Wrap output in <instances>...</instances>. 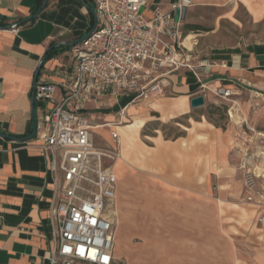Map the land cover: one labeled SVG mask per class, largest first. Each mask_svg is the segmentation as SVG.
<instances>
[{"label": "crops", "instance_id": "obj_1", "mask_svg": "<svg viewBox=\"0 0 264 264\" xmlns=\"http://www.w3.org/2000/svg\"><path fill=\"white\" fill-rule=\"evenodd\" d=\"M177 1L170 0L163 7L170 10ZM240 1L254 22L264 21V0ZM41 8L37 18L27 20ZM188 11L186 8L185 16ZM95 20L93 4L86 0H0V132L13 137L0 136V264H50L55 243V225L50 216L55 197L51 156L35 137L25 140L33 133L36 71L52 49V56L43 63L37 82H61L65 70L73 63L75 43L89 33ZM13 24L18 25V31H13ZM63 43L71 45L59 46ZM188 59L190 62V54ZM209 62L205 80L209 89L203 88L192 71L183 66L167 75V87L159 97L111 100L97 109L88 105L91 108L88 112L99 116L98 123L115 124L121 115L122 123L127 125L119 122L115 129L120 131V139L123 136L122 156L130 162L129 155L139 145L141 129L133 130L132 126L137 121L145 124L149 109L158 112L161 187L179 188L183 182L195 194L209 197L212 188H216L221 203L237 206L232 199L240 197L244 189V160L239 157L237 133L234 128L216 126L204 115L192 120L190 114L203 106L191 107V99L202 94L207 104L213 90L223 86L242 101L238 102L240 105L248 103L243 102L246 96L256 103L264 102V40L217 49ZM41 105L35 101L36 119ZM132 115L136 119L128 122L127 116ZM184 116L189 126L182 136L170 139L161 134L162 122ZM106 128L109 127L96 128V138L105 141ZM108 131L115 143L111 130ZM126 140L129 141L126 143ZM138 151L137 159L147 160L145 149L140 147ZM252 206L242 225L230 228L236 230L232 236L240 241L242 262L264 264V208Z\"/></svg>", "mask_w": 264, "mask_h": 264}, {"label": "built area", "instance_id": "obj_2", "mask_svg": "<svg viewBox=\"0 0 264 264\" xmlns=\"http://www.w3.org/2000/svg\"><path fill=\"white\" fill-rule=\"evenodd\" d=\"M93 4L95 24L72 50L73 63L61 82L38 81L35 101L41 102L37 115L36 142L51 156L55 197L50 216L55 225V243L50 264H115V207L117 173L108 162H116L120 151L96 143L95 129L112 128L114 123H98L99 116L88 111L111 100L136 101L161 95L168 74L188 67L206 88L209 60L196 67L188 61L183 36V20L177 10L191 6L192 0H178L165 10L170 0H86ZM18 31V25L11 26ZM190 50V49H188ZM209 89V87H207ZM221 98L233 91L223 86L213 90ZM230 115L231 110L229 111ZM122 122L120 121V124ZM114 124V127H113ZM246 199L261 208L258 192L260 175L242 165ZM262 221L263 218H260Z\"/></svg>", "mask_w": 264, "mask_h": 264}, {"label": "rangeland", "instance_id": "obj_3", "mask_svg": "<svg viewBox=\"0 0 264 264\" xmlns=\"http://www.w3.org/2000/svg\"><path fill=\"white\" fill-rule=\"evenodd\" d=\"M187 9L182 24L184 44L190 49L186 50L190 54V64L196 67L210 60L217 49L264 40V21L254 22L240 0H192ZM188 24L200 25L202 29L187 28ZM211 94V100L190 116L192 120H199L204 115L223 129H235L239 157L260 175L258 196L264 202V102L256 103L246 96L243 102L248 103L240 105L238 102L242 101L234 95L224 99ZM146 116L148 121L140 129L139 145L129 155L131 162L122 156L123 136L119 143L110 139L108 130L112 128H106L105 141L96 138L99 147L112 148L114 145L121 153L117 162H108L119 177L115 264H244L239 253L240 241L232 236L236 230L230 227L242 225L248 218L249 208L254 205L246 199L245 177L240 197L232 199L237 206L221 203L216 188H212L209 197L195 194L183 182L179 188L161 187L159 113L149 109ZM135 119L133 115L127 116L128 122ZM120 121H123L121 115L115 124ZM137 122L133 130L139 129ZM162 123L161 134L170 139L182 136L189 126L187 116ZM140 147L145 149V161L137 159ZM72 264L89 263L76 261Z\"/></svg>", "mask_w": 264, "mask_h": 264}, {"label": "water", "instance_id": "obj_4", "mask_svg": "<svg viewBox=\"0 0 264 264\" xmlns=\"http://www.w3.org/2000/svg\"><path fill=\"white\" fill-rule=\"evenodd\" d=\"M41 11H42V8L39 9L34 15H32L27 20H31V19L37 18ZM185 12H186V8H183L182 10H177L176 11V15H175L176 21H179L181 19V14L185 15ZM86 37H87V35L85 37H83L80 41L76 42L75 44H79ZM75 44H73V45H75ZM63 45H68L69 46V45H71V43H65V44L63 43V44H60L59 46H63ZM45 60H46V55L43 57V61H42L41 65L39 66V68L36 71L35 85L37 83L38 74H39V72H40V70L42 68V65L45 62ZM35 85H34L33 96H32L33 133L29 137H26L25 140L34 138L36 136V133H37V119H36V107H35V95H36ZM204 105H205V97H204V95L200 94V95H196V96L192 97V99H191V107L197 108V107H201V106H204ZM0 136L5 137V138H13V137H11V136H9V135H7L5 133H2V132H0Z\"/></svg>", "mask_w": 264, "mask_h": 264}, {"label": "trees", "instance_id": "obj_5", "mask_svg": "<svg viewBox=\"0 0 264 264\" xmlns=\"http://www.w3.org/2000/svg\"><path fill=\"white\" fill-rule=\"evenodd\" d=\"M187 28H191V29H196V30H200V29H202V27L200 26V25H193V24H188L187 25ZM51 51H52V49L51 50H49L48 52H47V54H46V58L48 59V58H50L52 55V53H51ZM216 125V124H215ZM217 126V125H216Z\"/></svg>", "mask_w": 264, "mask_h": 264}, {"label": "bare ground", "instance_id": "obj_6", "mask_svg": "<svg viewBox=\"0 0 264 264\" xmlns=\"http://www.w3.org/2000/svg\"><path fill=\"white\" fill-rule=\"evenodd\" d=\"M143 125H144V124H143V121H138L136 127H137V128H141V127H143ZM116 162H117V161H116Z\"/></svg>", "mask_w": 264, "mask_h": 264}]
</instances>
